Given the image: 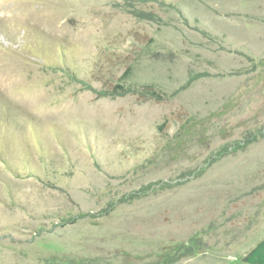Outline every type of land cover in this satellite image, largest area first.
<instances>
[{
	"label": "rangeland",
	"instance_id": "1",
	"mask_svg": "<svg viewBox=\"0 0 264 264\" xmlns=\"http://www.w3.org/2000/svg\"><path fill=\"white\" fill-rule=\"evenodd\" d=\"M263 239L264 0H0V264Z\"/></svg>",
	"mask_w": 264,
	"mask_h": 264
},
{
	"label": "trees",
	"instance_id": "2",
	"mask_svg": "<svg viewBox=\"0 0 264 264\" xmlns=\"http://www.w3.org/2000/svg\"><path fill=\"white\" fill-rule=\"evenodd\" d=\"M118 89H123V86L118 84L115 92H120ZM243 261L248 264H264V239L243 257Z\"/></svg>",
	"mask_w": 264,
	"mask_h": 264
}]
</instances>
